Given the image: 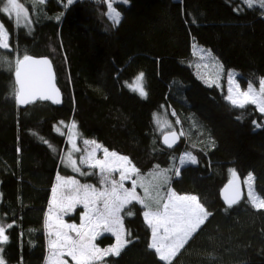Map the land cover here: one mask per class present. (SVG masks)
<instances>
[{
    "label": "trees",
    "instance_id": "16d2710c",
    "mask_svg": "<svg viewBox=\"0 0 264 264\" xmlns=\"http://www.w3.org/2000/svg\"><path fill=\"white\" fill-rule=\"evenodd\" d=\"M17 1L28 13V29L0 11L9 43L0 48V225L8 237L0 242L3 264H45L46 213L59 174L100 185L96 174L80 176L63 166L66 131L57 126L65 123H74L82 139L127 157L143 174L171 168L160 209L172 190L196 196L210 213L170 264H264V208L243 195L229 206L220 196L233 168L239 179L253 174L264 199V114L251 103L231 104L224 83L207 85L191 64L197 44L218 58L223 76L234 70L241 85L257 83L264 76L260 0L252 7L244 0H126L113 4L118 25L104 0ZM24 56L51 60L60 104L18 103L15 68ZM141 73L146 96L127 87ZM164 110L174 112L182 131L171 147L154 122ZM188 152L196 164L177 175L179 158ZM147 209L157 206L131 201L123 207L128 243L102 262L166 264L149 247ZM76 211L67 219L77 221ZM114 239L106 233L96 244Z\"/></svg>",
    "mask_w": 264,
    "mask_h": 264
},
{
    "label": "rangeland",
    "instance_id": "374dc122",
    "mask_svg": "<svg viewBox=\"0 0 264 264\" xmlns=\"http://www.w3.org/2000/svg\"><path fill=\"white\" fill-rule=\"evenodd\" d=\"M104 1L108 3V0H104ZM5 3H6V0H5ZM23 10L24 11L21 13L19 17H17L15 12H11L8 14L12 16L18 24L28 29L31 25L29 16L24 7H23ZM7 43H8V36H7ZM193 53H194V60L192 61L191 64L194 67V70L198 74L197 77L201 78L207 85H216L220 87L222 83H224L223 85L226 88V94H227L226 97H228L231 94L232 97L234 99H237L238 101L246 100L247 98L241 96L240 93L247 91L249 84H251L252 87L257 92H259L260 87H261L260 82L264 80V76L261 77L257 83H248L247 85L243 86L241 85L240 81L237 78L238 73L236 71L230 70V72L224 74L223 76V68L221 67L219 63V60L214 54H212L210 50L202 46H199L197 44H193ZM138 77H135L131 82L127 83V87L136 93H139L137 89L141 85L144 90L143 79L142 81H138L137 79ZM230 88L232 89L231 93L229 92ZM248 103L250 102H246L245 104H248ZM251 104H254V103H251ZM254 105L259 110L258 106L256 104ZM261 113L264 114V112H261ZM154 122L157 128L161 132L165 133V135L168 133L174 132L178 134L179 138L181 137L182 131L179 128L176 130V127L177 126L180 127V126L178 125L179 122L177 119H175V114L172 110H167V111L164 110V112L162 113H155ZM73 124L74 123H68V124L65 123L61 126L60 125L57 126L58 131H60V128L63 130L65 129L66 131L65 132L66 148L64 149L62 153V158H61L62 164L63 166H65L66 168L74 172V174H77L80 176L96 174L97 183H99L100 185H96L91 182H84L78 176H61L59 174L56 177L54 187H53V189L55 188L56 191L54 193L52 189L50 200H49V205H48V209L46 213V216H47L46 233L48 236V250H47L48 252L45 258V264H72V263L77 264V261L72 259L70 255H68L69 248L64 246L66 244V241L63 239V236L66 233L68 236L72 237L74 241H79L80 237L77 236L76 232L67 228L66 225H72V224L76 225L77 229H79L81 234L84 235V243L88 244L90 247L95 246V248H98L101 250V253H103V250L111 249L114 245H116L117 243L116 233L117 232L119 233L121 241H127L121 212L118 214L120 217V221H121L120 225H114L113 231L105 230L104 222L98 220L97 216H98V213L104 211L103 201L106 197H100L99 199H95V203L93 204L92 201L94 197L91 193H89L88 200L83 201L85 193H84L83 187L81 186L90 185L92 186V188H95L97 192H103L105 190L110 191L111 186H112L111 181L115 180L118 183L122 182L124 189H128L129 191H131L133 188V181H135L136 186H135L134 191H135L136 197H138V200H131V201H136L139 203H141L140 201H143V203H141L143 206L148 205L147 208H156L157 206L156 201L159 200V202L161 203L162 187L164 186L166 181L169 179L167 173L171 170V168H161L158 170V172H154V173L151 172V173L143 174L139 172L138 169L133 164L131 163L123 164V167H121L122 162L117 161L115 160V158L109 156L108 160L111 162L112 170L101 173L98 167H92L91 165L95 163L96 160L105 159L104 149H107V148H105L104 146H102L100 143L96 141L94 144L93 143L86 144L85 141L91 142L93 140L82 139L77 131L76 126L73 127ZM97 145H99L100 147H97ZM108 152L113 153L114 151L108 150ZM69 153L71 154L70 159H69ZM116 154L118 156H122L118 153ZM186 154H190L191 156L195 158V156L192 155L190 152L183 154L179 158V161H178V166L176 170L177 175H178L179 168H181L182 166L187 165V164H196V162L192 163L188 161L186 159ZM182 158H185L183 162H182ZM81 159H84L86 162L81 163ZM72 160L75 161L74 166L71 163ZM132 167H134L137 171L127 172L126 175H128L129 178L121 181L120 180L121 172H124L126 168L131 169ZM76 169H79V170L77 171ZM233 171L235 172V176H233L232 174ZM229 174H230L229 175L230 180L238 181L242 195L245 196L248 200H250V202L256 208H262V207H258L260 200L262 198L255 190L254 175L249 173L252 175L253 179L249 182H246L249 174L246 175L243 179H239L237 172L233 168L230 169ZM58 177L60 179H58ZM104 177H107V180H104ZM70 180H75L78 183L77 184L66 183V181H70ZM102 180H104L103 183H102ZM145 187L149 188L150 196L145 193L144 191ZM77 189L79 190L77 191ZM250 192L253 197L258 198L255 204L252 202L249 196ZM171 193H175V192L171 190L164 203L168 202V199ZM175 194L176 196L185 195V194H178V193H175ZM121 195H123L122 190H121ZM190 196H194V195H190ZM73 197L80 198L83 202L73 204L72 203ZM85 203L88 204L87 208L85 207ZM160 210L162 211L163 207ZM75 211L77 212L76 215H78V220L75 221V220L67 219L68 216H74ZM146 211L155 212L154 210H150V209H147ZM143 215H144V212H143ZM145 221L150 228V232H151L150 244H151L153 242L152 226L156 224V221L155 219H153L152 225L149 224L148 220L145 219ZM106 233L114 235L115 237L114 242L106 246H100L96 244V239ZM164 236H165V232H164V229L161 227L159 228V231L157 233L158 241L164 245L170 244L171 240L163 239ZM109 255H112V254L111 253L103 254L102 258L88 261V264H105V262H102L101 260L104 257L109 256ZM172 258L173 257H171L170 260ZM0 264H3L1 255H0Z\"/></svg>",
    "mask_w": 264,
    "mask_h": 264
},
{
    "label": "snow or ice",
    "instance_id": "6c2138e0",
    "mask_svg": "<svg viewBox=\"0 0 264 264\" xmlns=\"http://www.w3.org/2000/svg\"><path fill=\"white\" fill-rule=\"evenodd\" d=\"M39 3H43L44 0H38ZM126 0H108L107 3V15L113 21L114 25H118L121 20L120 13L113 7L114 3H123ZM0 3H3L4 6L0 11L4 13H11L15 12L17 17L21 15L24 11L23 6L17 2V0H0ZM73 0H67V4H72ZM244 3L248 4L249 7L253 6L254 0H244ZM260 6L264 8V0H260ZM7 31L3 28V25L0 24V48H8L9 45L7 43ZM25 62H31L33 65H44L48 69L45 71L41 69L40 71H25L24 77L22 79V69L25 67ZM15 76H16V83L20 85L19 91L15 92L14 95L17 99H20L25 90L28 91L30 95H35L36 93L40 94L41 99H52L54 103H59L58 99H54V97L58 94V90L55 88L54 84L52 83V75L50 73V64L47 59L44 60H33L30 56H24L23 60H18L16 62L15 68ZM138 81H142L143 73L137 78ZM261 87L259 92H257L251 84H249L247 91L240 93L241 96L247 98L244 101H238L234 99L230 94L227 99L233 104L239 107H244L246 102L254 103L258 106L261 112H264V80L260 82ZM141 96H146L147 93L143 90L142 85L137 89ZM232 89H229L231 93ZM21 103L28 102L27 100L20 99ZM63 123V122H61ZM75 125L73 124V127ZM174 135V134H173ZM167 143V138L165 139ZM85 143H95V141H85ZM97 147H100L97 145ZM78 150V149H77ZM105 152V159L104 160H96L93 163L92 167H98L101 173L105 171H111L112 165L111 162L108 160V157L111 156L115 158V160L122 162L121 167L123 164H130V161L127 157L118 156L116 153H109L107 149H104ZM71 154L69 153V159ZM185 158H182V162ZM186 159L192 163H195L196 160L190 154H186ZM84 159H81V163H85ZM72 165H75V161H71ZM77 171L79 169H76ZM137 170L132 167L131 169H125L124 172H121L120 180L123 181L128 179L129 176L126 175L127 172H136ZM233 176H235V172L233 171ZM58 179H60L58 177ZM253 179L252 175L249 174L247 181L249 182ZM104 180H107V177H104ZM102 180V183L104 182ZM69 184H77L78 182L75 180L66 181ZM231 183V182H230ZM111 190H105L103 192H97L95 188H92L90 185H83L84 189V198L83 201L88 200L89 193H91L94 197L92 203H95V199H99L100 197H106L103 201L104 204V211L98 213L97 219L104 222L105 230L113 231L114 225H120V217L119 213L121 212L122 208L131 202V200H138V197L135 195V186L136 182L133 181V188L131 191L128 189H124L123 183H118L115 180L111 181ZM79 189H77L78 191ZM121 190L123 191V195H121ZM55 188L53 192L55 193ZM144 191L147 195L150 196L149 188L145 187ZM249 196L252 202L255 204L257 197H253L251 192ZM226 202L231 206L232 204L236 203V198L233 197L229 199L227 196L225 197ZM80 198L73 197L72 203H80L83 202ZM143 203V201H140ZM157 210L155 212L145 211L144 216L145 219L148 220L149 224L152 225V220L155 219L156 224L152 226V235H153V242L149 245L150 248L154 249L159 256L161 261H165L166 264H170V258L174 257L177 251L184 246L187 240L191 237V235L199 228L201 224L204 223L205 219L210 215L204 208L202 204L198 202L196 196H176L175 193H171L167 203L163 204V210H160L159 207V200L156 201ZM71 206V205H70ZM85 207H88V204L85 203ZM148 207V205H145ZM258 207L264 208V199L260 200ZM128 214H131L130 211ZM12 225H8L11 227ZM67 228L71 229L72 231L76 232L77 236L80 237L79 241H74L72 237L68 236L66 233L63 236V239L66 241L64 246L69 248L68 255L72 257V259L77 261V264H88V261L95 260L102 258L103 254L111 253L114 255H119L122 247H124L128 241H121L119 233H116L117 236V243L111 249L101 250L95 248V246H89L88 244L84 243V235L81 234L80 230L77 229L76 225H66ZM163 228L165 232V236L163 239L171 240V243L168 245H164L160 243L157 239V233L159 228ZM5 228L0 227V242H6L8 237L4 235ZM59 235V233H58ZM100 254V255H98Z\"/></svg>",
    "mask_w": 264,
    "mask_h": 264
},
{
    "label": "water",
    "instance_id": "95a60500",
    "mask_svg": "<svg viewBox=\"0 0 264 264\" xmlns=\"http://www.w3.org/2000/svg\"><path fill=\"white\" fill-rule=\"evenodd\" d=\"M30 57H32L33 60H44V59H47L49 61V64H50V73L52 75V83L54 84L55 88L58 90V94L54 97V99H58L60 102L59 103H54L52 99H41L39 93H36L35 95H30L28 93V91L25 90V93L23 94V96L20 99L27 100L28 102L21 103L20 102V99H17L18 103L21 106H26V105L35 103L37 101L49 102L52 105H58V104H60L62 102V94H61V91H60L59 87L57 86L56 74H55V70H54V67H53V64H52L51 60L48 57H45V56H30ZM21 60H23V59H21ZM41 69H44L45 71L48 70L46 68V66H44V65H33V64H31V62H25V67H24V69H22V79L24 77V72L25 71H40ZM15 79H16V76H15ZM17 86H18V91H19L20 85L17 84ZM166 138H167V143L165 142V139ZM178 139H179L178 134L177 133H174V132H171V133H168V134H166V135H164L162 137V142H163V144L166 147H171V146H173L178 141ZM220 196H221L222 201L225 204H227V205H229V204L226 202V199H225L226 196L229 199L235 197L236 198V201L238 202L241 199V197H242V192L240 191V187H239L238 181L237 180H229L221 188V190H220Z\"/></svg>",
    "mask_w": 264,
    "mask_h": 264
},
{
    "label": "crops",
    "instance_id": "0c3cea01",
    "mask_svg": "<svg viewBox=\"0 0 264 264\" xmlns=\"http://www.w3.org/2000/svg\"><path fill=\"white\" fill-rule=\"evenodd\" d=\"M182 196H187V195H182ZM188 196H190V195H188ZM145 211H146V210H145ZM145 211H144V212H145Z\"/></svg>",
    "mask_w": 264,
    "mask_h": 264
}]
</instances>
